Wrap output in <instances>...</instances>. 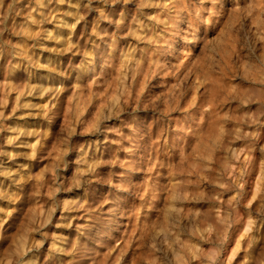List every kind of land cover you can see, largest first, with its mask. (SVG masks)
Listing matches in <instances>:
<instances>
[{
  "label": "clouds",
  "instance_id": "obj_1",
  "mask_svg": "<svg viewBox=\"0 0 264 264\" xmlns=\"http://www.w3.org/2000/svg\"><path fill=\"white\" fill-rule=\"evenodd\" d=\"M0 77V264H264V0H0Z\"/></svg>",
  "mask_w": 264,
  "mask_h": 264
},
{
  "label": "rangeland",
  "instance_id": "obj_2",
  "mask_svg": "<svg viewBox=\"0 0 264 264\" xmlns=\"http://www.w3.org/2000/svg\"><path fill=\"white\" fill-rule=\"evenodd\" d=\"M2 77H0V81H2ZM195 79V77H193ZM202 91V89H201ZM4 94H5V88L3 86V83H0V108H2L4 115L8 116V122L11 123L17 118H20L22 121H28L32 122L33 120H38V117H30V116H23L21 117L20 110L16 109V102H17V96L13 92H9L8 94V102L5 105L4 104ZM31 99V97H29ZM38 102V101H34ZM66 103V102H65ZM234 103V102H233ZM88 112L86 111L84 113V116H88ZM61 122H63V117L61 116ZM237 144L240 143V141H236ZM264 191V174H261L259 167H257L255 173L252 176V203L255 205L257 201V193ZM5 204L7 202H4ZM187 208L185 209L186 212H192L193 215L197 212V210H203L202 205H204L203 201H188L186 202ZM107 207V206H105ZM37 211L42 214L43 209L37 208ZM125 222H126V218ZM83 222V221H81ZM113 228L115 229L116 226L114 225ZM123 226H120V230H114L112 235L115 237L111 240V242L108 244L107 247L103 248L101 250V259L104 258L105 255H107L108 261H111V264H126V261L128 264H130V254L132 251V248L129 247L128 240L123 238L122 233ZM131 231V230H130ZM243 233H241V236ZM234 251H238V248L234 247ZM123 252V257L120 258V253Z\"/></svg>",
  "mask_w": 264,
  "mask_h": 264
}]
</instances>
